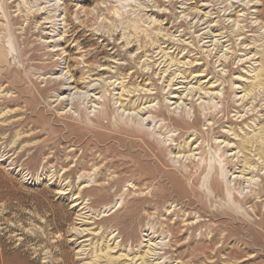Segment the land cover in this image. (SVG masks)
Returning a JSON list of instances; mask_svg holds the SVG:
<instances>
[{
  "label": "rangeland",
  "instance_id": "rangeland-1",
  "mask_svg": "<svg viewBox=\"0 0 264 264\" xmlns=\"http://www.w3.org/2000/svg\"><path fill=\"white\" fill-rule=\"evenodd\" d=\"M0 264H264V0H0Z\"/></svg>",
  "mask_w": 264,
  "mask_h": 264
},
{
  "label": "bare ground",
  "instance_id": "bare-ground-1",
  "mask_svg": "<svg viewBox=\"0 0 264 264\" xmlns=\"http://www.w3.org/2000/svg\"><path fill=\"white\" fill-rule=\"evenodd\" d=\"M259 77V76H258ZM91 84V83H90ZM89 85V84H88ZM90 86V85H89ZM79 99H80V96H79ZM73 101V100H72ZM138 109V108H137ZM113 143V142H112ZM112 143H111V145H112ZM143 144V143H142ZM113 146V145H112ZM146 146V145H145ZM145 157H146V155H145ZM181 171V170H180ZM156 173V172H155ZM252 179V178H251ZM195 183H196V181H195ZM218 194V193H217ZM190 205V204H189ZM201 207V206H200ZM147 263V262H146Z\"/></svg>",
  "mask_w": 264,
  "mask_h": 264
}]
</instances>
